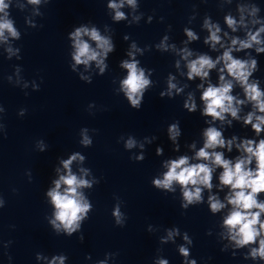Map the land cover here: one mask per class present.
<instances>
[{
	"label": "clouds",
	"instance_id": "1",
	"mask_svg": "<svg viewBox=\"0 0 264 264\" xmlns=\"http://www.w3.org/2000/svg\"><path fill=\"white\" fill-rule=\"evenodd\" d=\"M50 2L0 0V56L8 61L23 59L21 46L16 43L22 39V32L16 26L11 9L27 13L24 16L26 28H42L43 24H38L37 18L43 19L41 9ZM207 2L201 0V3ZM140 4L141 0H106L105 8L113 24L124 22L131 27L139 25L142 20L151 24L155 11L146 15L140 10ZM233 4L234 9L231 7ZM217 7L223 13L222 22L205 13L197 31L191 26L199 16L197 6L193 5L182 29L184 38L179 43L169 35L171 24L167 25L158 42L142 47L129 34H124L122 39L127 42V48L118 63L122 75L113 78L112 83L116 85L113 92L117 96L122 95L130 108L141 110L146 93L158 81L152 79L155 69L144 66L139 57L155 50L174 58V71H169L164 77L159 97L168 100L181 97L182 109L189 114L198 112L204 126L198 138L183 143L182 151L180 120L174 119L167 124L166 136L174 155L161 160L160 170L151 178V185L178 199L182 214L191 207L206 205L208 212L218 219L205 234L215 235L220 251L230 253L233 259L239 255L251 264H264V77L257 75L262 72L258 58L264 55V10L257 0H218ZM164 20L160 16L158 22L163 23ZM114 35L109 24L101 28L91 20L73 25L67 32L68 67L80 81L91 84L94 76H103L109 70V57L116 51ZM201 41L207 51L191 47ZM12 68V73L4 77L10 85L19 88L26 97L30 95L29 88L33 92L40 90L43 77L39 78V83L36 79L29 81L22 74L21 64H13ZM94 109L97 105L93 101L86 110L89 115H95ZM27 111L21 107L18 117H24ZM5 113L6 109L0 103V135L6 139ZM236 124L247 133L228 134ZM97 132L95 128L81 127L79 145L90 148ZM157 139L156 135L137 139L129 133L120 135L117 143L122 142L124 150L131 153L130 160L142 162L146 145ZM48 148L43 138L35 141L36 151L44 153ZM155 155L164 156L163 146H156ZM86 159L81 151L58 156L43 194L50 208L45 220L52 232L66 237L75 234L81 243L85 239L83 225L94 208L88 193L102 179L85 166ZM25 175L31 183V170H27ZM12 192L16 193L17 189L13 187ZM113 199L111 216L114 226L124 228L128 220L122 210L124 201L115 194ZM5 205L6 200L0 194V209ZM10 227L15 228V225ZM146 231L153 234L160 229L148 224ZM158 240L161 246L175 245L180 264H209L212 259L201 257L198 262L191 255L194 246L192 236L176 225L164 228ZM12 243V240L0 242L7 264H14V258L8 251ZM162 253L163 248H157L151 264H170ZM118 255V252H105L103 259L93 260L88 253L84 259L91 264H117ZM68 260L64 252L51 255L35 253L36 264H68Z\"/></svg>",
	"mask_w": 264,
	"mask_h": 264
},
{
	"label": "water",
	"instance_id": "2",
	"mask_svg": "<svg viewBox=\"0 0 264 264\" xmlns=\"http://www.w3.org/2000/svg\"><path fill=\"white\" fill-rule=\"evenodd\" d=\"M217 2L218 0H208L207 3H201V0H141L140 10L146 15L155 11L154 20L151 24L142 20L139 25L131 27L124 22L112 23L106 13V0H51L41 9L43 19L37 18V23L43 24V27L36 29L26 28V12L11 9L16 26L22 32V39L16 43L21 46L23 59L19 62L25 78L29 81L36 79L39 83V78L43 77L40 90H30L57 155L81 151L87 157L85 166L102 178L88 193L94 208L87 221L103 252L119 253L117 264H151L160 247L170 264H180L181 258L175 245L161 246L158 240L163 229L173 225L180 227L182 231H188L192 236L194 246L191 255L198 262L201 257L205 260L211 257L209 264H251V261H243L239 255L233 259L230 253L221 252L215 235L205 234L218 219L208 212L206 205L191 207L182 214L178 199L151 185V178L160 170L161 160L174 155L166 136L167 124L174 119L180 120L183 129L182 151L183 143L198 138L199 131L204 126L198 112L189 114L182 109L181 97L174 100L159 97L164 77L169 71H174V58L155 50L139 57L144 66L155 69L152 79L158 81L146 93L141 110L130 108L122 95L117 96L113 92L116 87L112 83L113 78L122 75L118 63L127 48V42L122 39L124 34H129L142 47L158 42L167 25L171 24L172 31L169 35L179 43L184 38L182 29L187 24L193 5L197 6L199 16L191 26L197 31L205 13L222 22L223 13L219 11ZM257 2L264 10V0ZM231 7L234 9L235 4ZM160 16L165 18L163 23L158 22ZM88 20L101 28L109 24L114 30L116 42V51L109 57V70L103 76H94L91 84L80 81L70 71L66 39L67 32L73 25ZM191 47L207 51L202 41L193 43ZM258 59L262 72L257 75L264 77V55ZM93 101L97 109L93 110L95 115H89L87 105ZM81 127L98 130L90 148H82L78 143ZM231 132L244 135L247 130L236 124L228 134ZM129 133L137 139L152 135L158 137L153 144L146 145L145 160L142 162L130 160L131 153L124 150L122 142L117 143L120 135ZM157 145L163 146V157L155 155ZM114 194L124 201L122 210L128 216L124 228L114 226L111 216L115 203ZM148 224L157 226L160 231L149 234L146 231Z\"/></svg>",
	"mask_w": 264,
	"mask_h": 264
}]
</instances>
